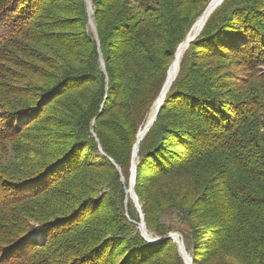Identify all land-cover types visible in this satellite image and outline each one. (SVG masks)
I'll list each match as a JSON object with an SVG mask.
<instances>
[{
	"label": "trees",
	"instance_id": "16d2710c",
	"mask_svg": "<svg viewBox=\"0 0 264 264\" xmlns=\"http://www.w3.org/2000/svg\"><path fill=\"white\" fill-rule=\"evenodd\" d=\"M90 1L98 44L84 0H0V264H184L171 233L192 264H264V0L210 15L140 145L134 191L158 244L88 174L122 197L137 134L211 0Z\"/></svg>",
	"mask_w": 264,
	"mask_h": 264
},
{
	"label": "rangeland",
	"instance_id": "374dc122",
	"mask_svg": "<svg viewBox=\"0 0 264 264\" xmlns=\"http://www.w3.org/2000/svg\"><path fill=\"white\" fill-rule=\"evenodd\" d=\"M85 1V5H86V10H87V24H86V26H85V29H86V32L87 33H89L91 36H93V40H96L97 41V31L96 32H94L93 30H92V28H91V26H90V24H89V20L91 19L92 21H93V19L91 18V16H92V8H91V12H90V14H89V12H88V4H87V1L86 0H84ZM89 2H90V5H91V1L90 0H88ZM172 2L173 3H175V0H172ZM211 2V1H210ZM209 2V3H210ZM152 4L154 5V4H156L155 2H152ZM158 5V4H157ZM163 6V5H162ZM158 7L161 9L162 7L160 6V5H158ZM206 9V8H205ZM179 10H181V12L184 14V15H186L187 14V12H190L191 11V8H189L186 4H184V2H182L181 3V7H180V9ZM181 14V13H180ZM69 14H67V13H62V17L63 18H65V17H67ZM197 20V19H196ZM196 20H195V22H196ZM194 22V23H195ZM194 23L191 25V27L189 28V30L187 31V33L185 34V37H184V39H183V41L186 39V37H187V35L191 32V30H192V27L194 26ZM93 24H94V27H95V29H96V26H95V23L93 22ZM201 33V32H200ZM182 41V42H183ZM181 42V43H182ZM180 43V44H181ZM44 44H46V43H44ZM179 44V45H180ZM178 45V46H179ZM98 46V45H97ZM43 47H45L44 45H42V46H40L39 48H43ZM55 48V47H54ZM178 48V47H177ZM57 49V48H56ZM58 50V52H60V56L62 55L63 56V54H61V51L59 50V49H57ZM98 53H99V55H100V52L98 51ZM54 54H56V53H54V52H49V50H47V49H45L44 50V52H43V55L42 56H49V58H50V56L51 57H55V55ZM100 59H101V55L99 56V63H100V67H101V62H100ZM49 60V62H50V65H52V67H54V65L53 64H57V59L55 58V60H53V59H48ZM51 60V61H50ZM102 60V59H101ZM41 70H43V72H50L49 71V68H48V66H46V65H43V64H41L40 62H38L37 64H36ZM49 65V66H50ZM100 69V68H99ZM100 71H102L103 73L105 72V70L103 71V69H102V67H101V70ZM236 75H239V77L242 79V77L244 76V74H242V73H240V72H238V71H236V73H235ZM262 74V76L264 77V65L263 66H261V69H260V75ZM247 78V76L245 75V78L244 79H246ZM161 92V91H160ZM159 96V95H158ZM156 101V100H155ZM155 103V102H154ZM154 103H153V105H154ZM153 105L151 106V108H150V110H149V113H150V111H151V109H152V107H153ZM148 113V114H149ZM148 114H147V116H148ZM93 137L95 138V136L93 135ZM130 169H131V166H130V168H129V170H128V179H127V183H126V187H124V184H125V178L123 177V176H121V178H120V180H119V182H120V184H121V186H122V191H124V194H122V197H118V194H117V192L116 191H111V189L108 187V185L110 184L109 182L111 181V180H113V179H108V177H102V173H96V172H93V171H91V173L90 174H88V176L89 177H91V178H96L97 180H99V183H100V185L102 184H104L103 186H104V189H103V191H105V192H108L109 193V196L107 197L108 199H107V205L108 206H116L117 205V202L119 203H122V209H123V216H124V218L129 222V223H132V224H134L135 226H136V230L140 233V229H139V225H140V217H139V213H138V211H137V209L135 208V206H134V204H133V202L131 201V199L130 198H128V195H127V191H128V188H129V180H130ZM99 185V186H100ZM130 208H131V210L133 211V214L136 216V218H137V220L139 221L138 223H136V222H134V221H132L131 220V218L129 217V211H130ZM168 221V219L166 220V222ZM146 232H147V230H146ZM147 234H148V232H147ZM171 234H177V233H171ZM148 235H150V234H148ZM152 236V235H151ZM153 237V236H152ZM36 238H37V240H39V241H42L43 239H42V236L41 235H38V236H36ZM153 238H156V237H153Z\"/></svg>",
	"mask_w": 264,
	"mask_h": 264
},
{
	"label": "bare ground",
	"instance_id": "6f19581e",
	"mask_svg": "<svg viewBox=\"0 0 264 264\" xmlns=\"http://www.w3.org/2000/svg\"><path fill=\"white\" fill-rule=\"evenodd\" d=\"M220 1L224 2V0H214L212 2L210 7L207 9V11H205V13L203 12V14L196 20V22L194 23V26L192 27L191 32L187 35L186 39L179 45L180 47L178 46L179 48L176 49L173 61H172L171 65L169 66L168 71H167V76H166L167 79L164 83V88L161 91L158 100L155 102L154 106L152 107V109H151V111L147 117V120L142 125V127L140 128V130L137 134L136 142H135V145L133 147L132 169H133V167L137 166L139 148H140V145H141L143 139L145 138V135L148 133L149 129L151 128L150 125L153 121V118L155 117L156 109L161 103H163L169 89L171 88L173 82L177 78V75H178L179 69H180L181 60L184 56V53L187 50L188 41L191 38H193L194 36L200 34V32L203 30L205 24L207 23L208 18L211 15L210 13H213L212 11L213 10L215 11L218 8L216 6L218 5V3ZM132 178L133 177H131V180H132ZM128 190H129V188H128ZM127 195H128V198H130V194L128 191H127Z\"/></svg>",
	"mask_w": 264,
	"mask_h": 264
},
{
	"label": "water",
	"instance_id": "95a60500",
	"mask_svg": "<svg viewBox=\"0 0 264 264\" xmlns=\"http://www.w3.org/2000/svg\"><path fill=\"white\" fill-rule=\"evenodd\" d=\"M86 1H87V4H88V7H87V8H88V12H89V14H90V12H91V5H90V2H89L88 0H86ZM213 1H214V0H211V2L208 4V6L206 7V9L204 10V13H205V11H207V9L210 7V5L212 4ZM222 2H223V1H220L216 7H219V6L222 4ZM216 7H215V8H216ZM212 12H214V10H213ZM210 14H212V13H210ZM89 24H90L92 30H93L94 32H96V29H95V27H94L93 21H92L91 19L89 20ZM198 36H199V35H196V36H194L193 38H191V39L188 41L187 48H188L189 44L192 43V42H193ZM97 44H98V41H97ZM179 47H180V46H179ZM179 47H178V48H179ZM178 48H177V49H178ZM100 62H101V67H102V69H103V71H104V70H105V69H104V64H103V61H102L101 59H100ZM166 79H167V78H166ZM165 81H166V80H165ZM163 88H164V85H163L161 91L163 90ZM160 93H161V92H160ZM159 96H160V94H159ZM159 96L157 97L156 101L158 100ZM156 101H155V102H156ZM154 104H155V103H154ZM162 105H163V103H161V104L157 107L155 117L153 118V121H152V123H151L150 126H152V124L155 122L156 117H157V115H158V113H159V111H160ZM153 106H154V105H153ZM132 157H133V156H132ZM131 162H132V161H131ZM131 164H132V163H131ZM132 173H133V174H132ZM130 177H133V178H132V180H131V178H130V180H129V190H128V192H129V194H130V199H131V201L133 202L135 208L137 209V211H138V213H139V217H140V225H139L140 234H141V236L143 237V239H144L146 242H148L149 244H158V243L161 242V240L158 239V238H153L151 235H148L147 232H146V227H145V223H144L143 214H142V212H141V207H140V205H139L138 198H137V196H136V194H135V191H134L135 180H136V167H133V169H132V165H131V169H130ZM130 186H131V187H130ZM167 239H171V240L177 245V247H178V251H179V254H180L181 257H182L184 264H192L191 259L189 258L188 254L186 253V250H185V248H184V245H183L182 240L180 239V236H179L178 234H169V236H168L167 238H165L164 240H167Z\"/></svg>",
	"mask_w": 264,
	"mask_h": 264
}]
</instances>
